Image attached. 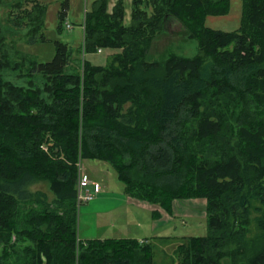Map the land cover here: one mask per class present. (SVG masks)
I'll use <instances>...</instances> for the list:
<instances>
[{
  "label": "trees",
  "instance_id": "trees-1",
  "mask_svg": "<svg viewBox=\"0 0 264 264\" xmlns=\"http://www.w3.org/2000/svg\"><path fill=\"white\" fill-rule=\"evenodd\" d=\"M32 1L0 24V264H156L168 240L170 264H264V0H241L229 31L206 18L231 0H130L128 24L124 0H94L76 49L113 53L79 67L59 39L45 61L8 41H51ZM68 7L59 0L58 29ZM171 20L194 55L153 52ZM81 159L107 162L127 195L169 214L175 199L203 198L206 234L80 239Z\"/></svg>",
  "mask_w": 264,
  "mask_h": 264
},
{
  "label": "rangeland",
  "instance_id": "rangeland-1",
  "mask_svg": "<svg viewBox=\"0 0 264 264\" xmlns=\"http://www.w3.org/2000/svg\"><path fill=\"white\" fill-rule=\"evenodd\" d=\"M18 0H4L0 6V24L8 27V9L11 3ZM24 1L22 8L31 9L34 5L32 0H20ZM45 8L44 17V34L51 41L36 43L32 45L25 44L21 41V33L25 31H14L8 34V41L15 40L16 47L21 52H27L36 55L39 60H49L54 54V39L67 42L68 45L74 49L73 56L76 57V63H72L79 67L80 60L85 57L94 64L104 65L108 62L109 56L113 53L110 49H101L94 54L84 55L76 48H80L83 44V26L81 25L84 20L85 11L91 7L92 0H69V7L65 18L62 20L61 28L58 29V9L59 0H36ZM114 0H107L108 10H111ZM125 24L130 22L131 4L130 0H124ZM241 0H231V10L229 14L224 16H207L206 25L214 29L233 30L238 27L240 19ZM17 13V9L15 10ZM69 25H66V24ZM70 26V27H68ZM167 31L162 35L153 45V52H160L165 47L172 45V50L178 54L184 56H192L196 53L197 47L195 42L182 43V37L177 34L181 27L175 20H171L168 24ZM12 38V39H11ZM100 49V48H99ZM83 56V57H82ZM81 171L88 173L96 177L99 181L103 180L107 190L113 191L117 188L124 187L123 183L118 179L113 168L105 161L81 159ZM87 174V175H88ZM89 176V175H88ZM90 178V176H89ZM91 179V178H90ZM92 180V179H91ZM102 183V182H101ZM102 184V185H103ZM44 184H38L35 188H45ZM105 188V189H106ZM52 195L50 194V197ZM174 214L170 219L165 221L163 219L161 225L157 223V229L152 234H146L145 237L151 238V236H173L181 238L183 236L191 235H204L207 232L206 218H205V200L203 198H190V199H175ZM201 201L204 205H198L195 201ZM92 201L79 206L80 213L82 215L83 207L87 206ZM79 213V214H80ZM143 213L144 210L139 208L125 207L121 208L118 213L112 215L111 220L105 221V216L100 218L98 235L104 238H132L136 234L135 224L136 220L144 222ZM146 214V213H145ZM79 218V216H78ZM147 222V221H146ZM169 241V242H168ZM157 241L154 251V260L156 264H170L171 258H173V248L175 243L171 240ZM178 262V261H177Z\"/></svg>",
  "mask_w": 264,
  "mask_h": 264
},
{
  "label": "crops",
  "instance_id": "crops-1",
  "mask_svg": "<svg viewBox=\"0 0 264 264\" xmlns=\"http://www.w3.org/2000/svg\"><path fill=\"white\" fill-rule=\"evenodd\" d=\"M94 1V0H92ZM115 3V0L113 4ZM88 174V173H87ZM90 178L99 183L100 191L96 194V196L91 200L87 206L83 207V210L80 213V209L78 211V237L80 239H92V238H100L103 239L102 236L98 235L99 221L101 217L105 216V221L111 220L112 215L119 212V210L123 207L125 209H129V207L139 208L140 210H144L143 220H136L135 229L136 234L133 235L132 238H136L138 240H143L146 234H152L157 229L158 225H161L163 219L165 221L170 219V217L174 214V204L176 200L172 202V214L164 211L160 206L156 204H152L140 199H136L127 195L124 192V188L120 187L113 191L107 190L105 184H103V180L99 181L91 174H88ZM102 182V183H101ZM103 184V185H102ZM106 188V189H105ZM195 201V200H193ZM194 203L203 206L204 204L201 201H195ZM80 213V214H79ZM147 221V222H146ZM159 222V223H158ZM158 223V225H157ZM152 237V236H151Z\"/></svg>",
  "mask_w": 264,
  "mask_h": 264
},
{
  "label": "built area",
  "instance_id": "built-area-1",
  "mask_svg": "<svg viewBox=\"0 0 264 264\" xmlns=\"http://www.w3.org/2000/svg\"><path fill=\"white\" fill-rule=\"evenodd\" d=\"M66 25H69L68 23ZM70 27V26H68ZM101 49H98L100 51ZM81 161L78 163V180H77V202L82 205L90 202L100 191L99 183L91 180L89 176L81 171Z\"/></svg>",
  "mask_w": 264,
  "mask_h": 264
}]
</instances>
